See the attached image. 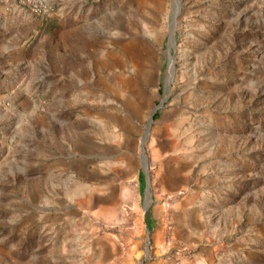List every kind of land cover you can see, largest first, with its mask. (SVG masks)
Segmentation results:
<instances>
[{
    "label": "rangeland",
    "instance_id": "rangeland-1",
    "mask_svg": "<svg viewBox=\"0 0 264 264\" xmlns=\"http://www.w3.org/2000/svg\"><path fill=\"white\" fill-rule=\"evenodd\" d=\"M53 1L0 0V264H264V0Z\"/></svg>",
    "mask_w": 264,
    "mask_h": 264
},
{
    "label": "built area",
    "instance_id": "built-area-1",
    "mask_svg": "<svg viewBox=\"0 0 264 264\" xmlns=\"http://www.w3.org/2000/svg\"><path fill=\"white\" fill-rule=\"evenodd\" d=\"M17 2L31 14L41 18L54 17L58 12L53 0H17Z\"/></svg>",
    "mask_w": 264,
    "mask_h": 264
},
{
    "label": "water",
    "instance_id": "water-1",
    "mask_svg": "<svg viewBox=\"0 0 264 264\" xmlns=\"http://www.w3.org/2000/svg\"><path fill=\"white\" fill-rule=\"evenodd\" d=\"M170 41L172 43H174V35H173V30H171L170 33ZM168 59H169V70L171 69V73H169V77L172 76L173 73V58L170 56V54L168 53ZM159 108V105H157L155 107V110ZM152 118H150L149 123L147 125V130L146 133L143 135L142 139H141V148H144V144L147 140V131L152 123ZM144 174H145V180H146V185H145V195H144V209H147L149 203H150V191H149V183H148V175H147V171H146V165H144V170H143Z\"/></svg>",
    "mask_w": 264,
    "mask_h": 264
},
{
    "label": "crops",
    "instance_id": "crops-1",
    "mask_svg": "<svg viewBox=\"0 0 264 264\" xmlns=\"http://www.w3.org/2000/svg\"><path fill=\"white\" fill-rule=\"evenodd\" d=\"M55 16H59L58 12H57V15H55ZM223 175H224V171H222V169L216 165L215 169L212 170L211 180L208 181L207 177H205L204 175H199V177L197 178V184H198L201 191H204V189H207V188L212 187V186L218 187L219 183L222 182ZM194 184H196V183H194ZM219 215H220V213H219V211H217L216 216H219ZM207 240H208V237H207Z\"/></svg>",
    "mask_w": 264,
    "mask_h": 264
},
{
    "label": "bare ground",
    "instance_id": "bare-ground-1",
    "mask_svg": "<svg viewBox=\"0 0 264 264\" xmlns=\"http://www.w3.org/2000/svg\"><path fill=\"white\" fill-rule=\"evenodd\" d=\"M169 73H171V69H170Z\"/></svg>",
    "mask_w": 264,
    "mask_h": 264
}]
</instances>
